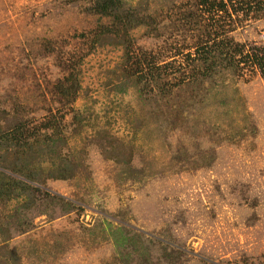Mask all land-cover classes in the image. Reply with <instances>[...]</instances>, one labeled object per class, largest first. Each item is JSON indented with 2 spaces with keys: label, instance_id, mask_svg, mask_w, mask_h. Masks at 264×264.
<instances>
[{
  "label": "rangeland",
  "instance_id": "1",
  "mask_svg": "<svg viewBox=\"0 0 264 264\" xmlns=\"http://www.w3.org/2000/svg\"><path fill=\"white\" fill-rule=\"evenodd\" d=\"M132 2L127 57L94 0H0V133L46 140L0 264H264V0Z\"/></svg>",
  "mask_w": 264,
  "mask_h": 264
},
{
  "label": "trees",
  "instance_id": "2",
  "mask_svg": "<svg viewBox=\"0 0 264 264\" xmlns=\"http://www.w3.org/2000/svg\"><path fill=\"white\" fill-rule=\"evenodd\" d=\"M253 1L260 3V0ZM94 5V7L92 6L94 12L113 20L112 25L107 27L105 31L109 37L108 40H105L106 43L123 46L127 50L125 55L129 57V49H131L132 44L129 40L128 31L132 27L142 23V18L139 16L140 12H138V8L133 5L132 0H94ZM222 7L224 8V4H222ZM218 44L221 48H224L223 42H217L214 46H218ZM217 46L216 48L219 50V47ZM209 52L213 61H215V57H219V63L222 64L224 62L222 57L216 54V52H218L217 50ZM243 53L244 51L241 52V54ZM204 55V58H209L208 55L203 54V56ZM245 55L250 56L249 53ZM254 58L256 59L255 62L258 61L260 65L264 67V57L259 59L255 56ZM216 65L212 64V67H215ZM115 73L118 75L117 71ZM133 75H136L135 72L127 74L126 80L128 86H126V88L136 87L143 79L145 81L146 76L144 74L139 76ZM68 79L71 83L63 88V93L65 94L72 92L73 89H79L75 75L71 74ZM81 120L82 119H80V121ZM17 132V130H11L0 133V166L2 167L0 170V197L3 199L5 197L17 198L19 195L21 196L24 193L29 192L30 189V184L22 179L12 177L11 174L8 173V170L22 177H26L29 181L37 180L39 177V166L36 168L33 166V163H37L35 161L41 158V154H43L46 150L42 147L44 146V143H46L45 138L44 140H38L34 137L35 139L33 138V140H29V138L23 137ZM37 147H39V149H37ZM28 155L30 157L29 159ZM56 165L57 163L54 162L52 167L49 169V174L52 177L56 179H65L68 176L74 175V172L69 165L62 164L61 168L56 167ZM56 171H58V173H56Z\"/></svg>",
  "mask_w": 264,
  "mask_h": 264
}]
</instances>
